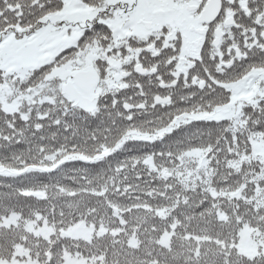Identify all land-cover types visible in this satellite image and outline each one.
Wrapping results in <instances>:
<instances>
[{
  "label": "snow or ice",
  "instance_id": "snow-or-ice-1",
  "mask_svg": "<svg viewBox=\"0 0 264 264\" xmlns=\"http://www.w3.org/2000/svg\"><path fill=\"white\" fill-rule=\"evenodd\" d=\"M0 264H264V0H0Z\"/></svg>",
  "mask_w": 264,
  "mask_h": 264
}]
</instances>
